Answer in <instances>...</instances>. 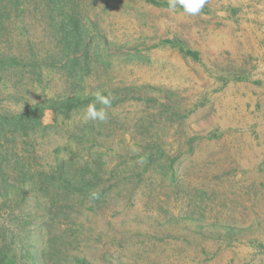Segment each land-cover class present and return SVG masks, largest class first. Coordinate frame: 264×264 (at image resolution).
I'll use <instances>...</instances> for the list:
<instances>
[{
    "label": "rangeland",
    "instance_id": "1",
    "mask_svg": "<svg viewBox=\"0 0 264 264\" xmlns=\"http://www.w3.org/2000/svg\"><path fill=\"white\" fill-rule=\"evenodd\" d=\"M217 1L207 0L198 15L145 0L73 1L106 61L74 82L54 58L67 13L7 8L0 58L14 63L0 72V114L75 93L92 103L100 91L112 101L105 122H85L87 104L67 118L46 106L27 132L4 124L1 186L13 193L0 196V222L19 234L15 249L38 248L43 264H56L58 253L66 264L75 256L87 264H264V143L256 123L227 125L219 92L228 79L201 61L218 60L210 46ZM165 39L205 55L195 61ZM51 60L52 69L40 64ZM157 150L160 163L172 160L167 178V166L142 160ZM58 160L66 169L75 160L98 169L93 186L109 191L94 210L58 190L51 175Z\"/></svg>",
    "mask_w": 264,
    "mask_h": 264
},
{
    "label": "trees",
    "instance_id": "2",
    "mask_svg": "<svg viewBox=\"0 0 264 264\" xmlns=\"http://www.w3.org/2000/svg\"><path fill=\"white\" fill-rule=\"evenodd\" d=\"M73 1L75 0H0V19L4 17V15H9L10 12H8L7 8H13L15 11H18V8H22V5L26 10L29 8V10L33 12H36L39 9L50 11L51 17H53L54 12L67 13V15L62 17L61 21L58 22V24H61L60 27H58L61 31L58 32L55 43L59 50L57 52L58 57L54 58L58 60L56 61L58 69L63 70L74 82L92 72L93 69H99L101 66L106 65V61L102 60V49L99 48V44L97 43L95 46L92 45L93 40L90 38L86 28L79 22L80 18L76 16L74 9L75 3H73ZM145 1L153 5L169 7V2H159L157 0ZM23 10L24 9H21L20 11L23 12ZM161 44H169L177 47L180 53L198 61L199 57L197 51L185 49L180 42H172L165 39ZM89 54L93 56L95 61L92 62L89 59ZM56 62L52 60L50 62L41 61L40 64L47 69H52ZM7 63H9V66L14 62L10 57L0 58V72L6 68ZM33 64L39 66V62L35 60L30 63L31 66ZM1 77L2 76H0V79ZM90 100L91 97H81V95L77 93L73 95L67 94L62 99L52 98L46 99L44 102L42 101L32 104L23 113H15L14 115L0 114V135L4 136V132L2 131L6 126L4 124H9L11 126L15 124L19 129L21 128L24 132H27V125L32 124L34 116L38 115L39 117L46 106L51 108L54 113L59 112L63 118H67L73 110H77L82 106L89 104ZM194 140L195 137H191L189 140V149H192V142ZM162 156H164V153L161 150H157L156 154H144L142 160L145 161L147 166L156 163L159 164L162 169L167 166V169L162 171L164 172L162 177L167 178L166 175L172 166V160L166 156L165 158L168 161V164L163 165L158 161ZM1 163L0 158V164ZM64 164L66 163L63 160H58L55 169L52 171L53 174H51L57 180L58 190H61L64 195L71 193L73 201L79 206H84V204L87 203L84 208L94 210L98 204L103 201V198L109 191V189L101 191L93 186V181L100 177V172L97 168H93L87 163H82L78 160L71 163L73 166L72 169L64 168ZM4 176L5 172L0 167V196L7 199V195H10L13 191L9 186L6 187L3 184L1 186V183L5 181ZM169 178L170 181L174 183L175 177L173 172L170 173ZM30 180L31 186H35L38 182V179L35 180L33 177H30ZM17 226L20 227L19 230H23L25 223L22 222ZM45 226L46 229H51L50 224L46 223ZM0 231V264H23V262L25 264H43L42 257H45L43 251H40L38 248H35L34 251H32L30 250L31 248H25L24 245L21 246V249H15L16 236L19 234L14 231H9L7 225L1 222ZM66 262L67 261L62 258V254L58 253L55 263L66 264ZM68 262V264H87L84 258L77 256L73 257Z\"/></svg>",
    "mask_w": 264,
    "mask_h": 264
},
{
    "label": "crops",
    "instance_id": "3",
    "mask_svg": "<svg viewBox=\"0 0 264 264\" xmlns=\"http://www.w3.org/2000/svg\"><path fill=\"white\" fill-rule=\"evenodd\" d=\"M213 14L210 46L218 60L201 61L215 76L228 79L219 92L225 95L227 125L256 123L258 140L264 143V0H218ZM196 51L199 59L200 52L205 55L204 49ZM242 112L249 122L240 121Z\"/></svg>",
    "mask_w": 264,
    "mask_h": 264
},
{
    "label": "clouds",
    "instance_id": "4",
    "mask_svg": "<svg viewBox=\"0 0 264 264\" xmlns=\"http://www.w3.org/2000/svg\"><path fill=\"white\" fill-rule=\"evenodd\" d=\"M207 0H169L170 9H175L177 5L181 6L183 10L190 15H198L204 8ZM94 101L86 106L84 113V120L105 122L108 119L107 109L111 107L112 101L110 96L102 94L100 91L93 93ZM100 104L102 107L97 108Z\"/></svg>",
    "mask_w": 264,
    "mask_h": 264
},
{
    "label": "bare ground",
    "instance_id": "5",
    "mask_svg": "<svg viewBox=\"0 0 264 264\" xmlns=\"http://www.w3.org/2000/svg\"><path fill=\"white\" fill-rule=\"evenodd\" d=\"M257 20H258V19H257ZM227 25H228V24H227ZM250 25H251V24H250ZM254 25H255V24H254ZM252 27H253V26H252ZM256 29H257V28H256ZM256 29H255V30H256ZM233 32H234V31H233ZM254 32H255V31H254ZM248 33H249V32H248ZM221 35H222V34H221ZM249 35H250V34H249ZM230 36H231V35H230ZM230 36H229V37H230ZM258 36H259V35H258ZM258 36H257V37H258ZM250 38H251V37H250ZM244 40H245V39H244ZM233 41H234V40H233ZM232 44H233V43H232ZM246 44H247V43H246ZM244 47H245V46H244ZM251 47H252V46H251ZM261 47H262V46H261ZM258 49H259V48H258ZM262 49H263V48H262ZM244 50H245V49H244ZM246 50H247V49H246ZM247 51H248V50H247ZM255 51H256V50H255ZM244 52H245V51H244ZM202 54H203V53H202ZM254 54H255V53H254ZM263 58H264V56H263ZM261 59H262V58H261ZM252 66H253V65H252ZM255 66H257V65H255ZM258 87H259V86H258ZM244 88H245V87H244ZM255 88H256V87H255ZM238 89H239V88H238ZM258 93H259V92H258ZM263 94H264V93H263ZM241 97H242V96H241ZM256 99H257V98H256ZM254 105H255V104H254ZM244 110H245V109H244ZM223 112H224V111H223ZM259 112H260V111H259ZM223 116H224V115H223ZM257 117H258V116H257ZM258 122H259V121H258ZM259 126H260V125H259ZM254 134H255V133H254ZM255 136H256V135H255ZM259 139H260V138H259ZM258 144H259V143H258ZM258 144H257V145H258ZM255 145H256V144H255ZM255 147H256V146H255Z\"/></svg>",
    "mask_w": 264,
    "mask_h": 264
}]
</instances>
